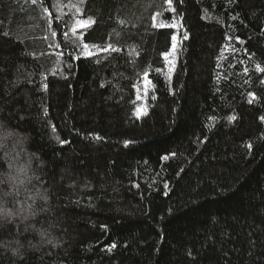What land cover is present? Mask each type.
Listing matches in <instances>:
<instances>
[{"label": "trees", "instance_id": "trees-1", "mask_svg": "<svg viewBox=\"0 0 264 264\" xmlns=\"http://www.w3.org/2000/svg\"><path fill=\"white\" fill-rule=\"evenodd\" d=\"M258 66L264 0H0V264H264Z\"/></svg>", "mask_w": 264, "mask_h": 264}, {"label": "snow or ice", "instance_id": "snow-or-ice-1", "mask_svg": "<svg viewBox=\"0 0 264 264\" xmlns=\"http://www.w3.org/2000/svg\"><path fill=\"white\" fill-rule=\"evenodd\" d=\"M174 11V9H173ZM88 27V23L87 22H82L80 24L77 25V27L73 28L72 31L73 32H77L78 29L79 30H82V29H85ZM188 35L185 34L183 39H188ZM172 41L174 42L172 44V49H171V52L169 53H166L164 54V60H165V63H166V68L163 70L165 73H166V78L170 81L171 80V74L174 72V69H175V64L173 62V60H170L169 57L171 56V53L172 52H175L176 48H177V44H176V41H177V37L175 35H173L171 37ZM83 49H84V52H83V55H79V54H74L72 55L71 57V60L73 62H75L76 60H79V59H88V58H91L94 53L90 50V46L88 43H84L83 44ZM108 49H105V51H107ZM71 66V65H70ZM258 71H264V69H260L259 66H258ZM261 84L264 85V80L261 81ZM150 85H151V81L148 79L147 76H145L144 78V88H145V96H147L148 92L151 90V91H154V85H151V88H150ZM46 87V85H45ZM249 96L251 97V99H249V103H252L253 100L255 99V96L252 94V93H249ZM137 99H139V97H137ZM152 100H155L156 99V96L155 95H152L151 97ZM148 114V111H147V106L146 104H144L142 107H137L135 109V112H134V115L137 119H141L143 116H146ZM236 117L235 116H231L229 117V121H233L235 120ZM96 139H100V137H95ZM62 144L63 143H67V141H62L61 142ZM125 146L127 147L128 144H129V141H125ZM165 159H167V157H165ZM165 189L167 190L168 189V185L165 184ZM116 247L115 244L111 245L109 250H111V248H114Z\"/></svg>", "mask_w": 264, "mask_h": 264}, {"label": "rangeland", "instance_id": "rangeland-1", "mask_svg": "<svg viewBox=\"0 0 264 264\" xmlns=\"http://www.w3.org/2000/svg\"><path fill=\"white\" fill-rule=\"evenodd\" d=\"M174 58H175V52H172V53H171V56L169 57V59H170V60H173V62H174Z\"/></svg>", "mask_w": 264, "mask_h": 264}]
</instances>
